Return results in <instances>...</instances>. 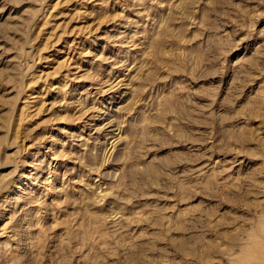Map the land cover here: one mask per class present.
Here are the masks:
<instances>
[{"label": "rangeland", "instance_id": "374dc122", "mask_svg": "<svg viewBox=\"0 0 264 264\" xmlns=\"http://www.w3.org/2000/svg\"><path fill=\"white\" fill-rule=\"evenodd\" d=\"M263 250L264 0H0V264Z\"/></svg>", "mask_w": 264, "mask_h": 264}, {"label": "bare ground", "instance_id": "6f19581e", "mask_svg": "<svg viewBox=\"0 0 264 264\" xmlns=\"http://www.w3.org/2000/svg\"><path fill=\"white\" fill-rule=\"evenodd\" d=\"M18 183H19V182H18ZM259 250H260V248H259ZM256 251H258V248H257V250H255V252H256ZM261 251H262V250H261ZM261 251H260V253H262V255H263V254H264V250H263V252H261ZM255 252H254V254H255ZM256 253H257V252H256ZM258 254H259V251H258ZM258 254H256V255L258 256ZM259 255H260V254H259ZM263 256H264V255H263ZM263 258H264V257H263Z\"/></svg>", "mask_w": 264, "mask_h": 264}]
</instances>
